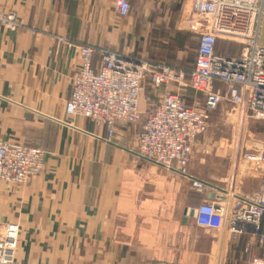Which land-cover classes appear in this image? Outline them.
<instances>
[{"label": "crops", "instance_id": "crops-1", "mask_svg": "<svg viewBox=\"0 0 264 264\" xmlns=\"http://www.w3.org/2000/svg\"><path fill=\"white\" fill-rule=\"evenodd\" d=\"M129 1L130 14L121 17L113 0H0V10L14 11L22 22L16 29L0 24V139L46 153L45 169L28 183L0 180V232L7 223L19 224L22 264H217L220 231L198 226L195 212L233 182L231 129L213 125L198 137L190 161L191 173L206 184L198 189L137 153L144 118L159 98L144 94L141 122H119L112 136L106 126L66 112L82 64L77 45L162 60L189 79L196 55L186 62L184 43L192 31L177 25L185 0H166L159 31L179 47L169 49L164 40L155 58ZM62 37L72 45L59 43ZM101 62L96 54L93 67ZM187 87L180 93L188 105L205 101ZM223 111L232 114L231 104ZM233 186L248 194L260 180L239 176ZM253 240L244 234L230 240L228 250L247 253L253 243L252 258L261 254Z\"/></svg>", "mask_w": 264, "mask_h": 264}, {"label": "built area", "instance_id": "built-area-1", "mask_svg": "<svg viewBox=\"0 0 264 264\" xmlns=\"http://www.w3.org/2000/svg\"><path fill=\"white\" fill-rule=\"evenodd\" d=\"M113 1L119 16L130 14L129 0ZM263 8L264 0H186L179 26L200 35L189 79L183 69L162 60L139 59L90 45L76 46L82 64L71 80L67 114L106 126L112 136L119 122H141L144 83L149 81L160 92L159 105L145 118L137 153L167 170L177 171L195 188L206 187L191 173L190 161L198 137L207 132L208 112L231 104L232 112L237 113L233 182L196 208L197 225L221 233L217 264H223L230 240L244 234L254 239L255 245L264 246V142H242L249 119L264 122V46L259 44ZM0 24L22 27L14 11L0 10ZM57 40L72 45L66 38ZM218 42L233 43L231 53L219 52ZM96 54L102 56L98 69L93 67ZM216 81L227 85L229 93L224 94ZM184 86L204 97V108L185 102L180 93ZM45 166V150L0 139V180L23 185L43 172ZM239 176L259 179V188L248 194L236 191L233 184ZM19 236L18 223L3 226L0 264H22L17 260ZM252 244L245 246V252L252 251ZM250 264H264V256L253 255Z\"/></svg>", "mask_w": 264, "mask_h": 264}, {"label": "rangeland", "instance_id": "rangeland-1", "mask_svg": "<svg viewBox=\"0 0 264 264\" xmlns=\"http://www.w3.org/2000/svg\"><path fill=\"white\" fill-rule=\"evenodd\" d=\"M132 1H133L132 2L133 12L135 15L134 17H136V20H137L136 26L139 29L138 31L142 30V32H145L148 30L147 39H148V46H149L148 52L150 56L152 55V53L157 54V51H158L157 47L162 46L164 43L163 42L164 40H166L165 42H166V45L168 44L169 49H175L176 47H179L178 42L175 40V38L172 35L165 36L159 31L160 26L162 25V17H163L164 5H165L166 0H132ZM185 1L183 2V6L185 4ZM177 25L179 27V22ZM192 33L195 34L196 32L192 31ZM192 33L190 36L185 38L184 60L187 62L188 57L193 59L196 55V57L194 58L195 60H193L194 63L192 66V68H194L196 64L197 56H198V51L200 48V35L197 33L199 37L197 41V39L192 36ZM232 44L233 43L231 42H227V43L218 42L217 43L218 51L219 52H225V51L230 52L232 50V47L234 46ZM259 44L264 46V8H263V14H262V20H261L260 32H259ZM239 47L240 46L238 45V48ZM174 54H176V51L174 53V50H173V55ZM152 56H154V58L157 57L156 55H152ZM143 59L150 60V58L148 59L143 58ZM146 82H145L146 87L144 88V94L146 95V93L148 92L147 93L148 97L155 96L156 100H158L160 92L157 89H155L149 81H146ZM224 87L225 88H222L223 93L224 94L227 92L229 93L227 85H224ZM183 88H188V87L184 86L182 87V89ZM204 102L205 101L203 100V98L198 97L195 100L194 105H196L199 108H204ZM224 103H226V101ZM236 114L237 113L234 114L232 112L231 114L230 112H228V114L225 115L223 111V106L218 108L215 111L208 112V117H209L208 127L210 128L211 126V128H213V125H222L224 132H228V134L230 132L229 130L231 129L233 137L230 142H237L236 134L234 132V124H236L238 120ZM143 118L144 116L142 115V119ZM245 126H246L245 127L246 131H245L244 139L242 142H254V140L255 141L260 140L264 142V122L263 121L249 119L248 122H246ZM204 134H206V132ZM249 145L251 146L250 143ZM254 247L256 246L254 245ZM258 247H259V252H261V254L259 253V255L264 254V246L262 247L258 246ZM218 250H219L218 253H221V233H220V248L218 247ZM230 251H231L230 247H229V250H228V247H226V250L223 256V264H248V262H250L251 258L249 254L240 252V250L236 251V253H232Z\"/></svg>", "mask_w": 264, "mask_h": 264}, {"label": "water", "instance_id": "water-1", "mask_svg": "<svg viewBox=\"0 0 264 264\" xmlns=\"http://www.w3.org/2000/svg\"><path fill=\"white\" fill-rule=\"evenodd\" d=\"M197 213V211L195 212V214Z\"/></svg>", "mask_w": 264, "mask_h": 264}]
</instances>
